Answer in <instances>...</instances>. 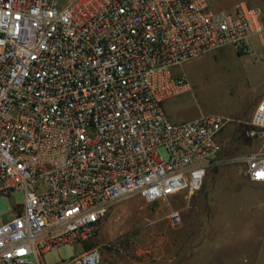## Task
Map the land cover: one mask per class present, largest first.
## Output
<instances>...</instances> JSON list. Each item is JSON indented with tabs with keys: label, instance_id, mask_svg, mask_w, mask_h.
I'll return each mask as SVG.
<instances>
[{
	"label": "built area",
	"instance_id": "1",
	"mask_svg": "<svg viewBox=\"0 0 264 264\" xmlns=\"http://www.w3.org/2000/svg\"><path fill=\"white\" fill-rule=\"evenodd\" d=\"M264 47V8L237 0H0V264H43L95 236L111 204L197 193L219 160V113L172 121V69L225 46ZM264 142V94L246 122ZM264 183V150L243 153ZM170 217L179 221L178 211ZM97 248L62 264H101Z\"/></svg>",
	"mask_w": 264,
	"mask_h": 264
},
{
	"label": "rangeland",
	"instance_id": "2",
	"mask_svg": "<svg viewBox=\"0 0 264 264\" xmlns=\"http://www.w3.org/2000/svg\"><path fill=\"white\" fill-rule=\"evenodd\" d=\"M232 1V2H231ZM237 0H208L212 9L229 8ZM264 8V0H255ZM251 52L232 46L190 59L172 69L184 74L190 88L164 102L172 121L205 113L234 118L221 135L218 162L192 195L175 193L147 202L136 193L113 202L95 234L83 244L97 248L101 264H264V183L251 181L238 159L264 150L262 140L244 130L264 94V48L250 39ZM5 209L22 194L0 198ZM178 211L179 221L170 217ZM62 245L43 255V264H62L79 253Z\"/></svg>",
	"mask_w": 264,
	"mask_h": 264
},
{
	"label": "crops",
	"instance_id": "3",
	"mask_svg": "<svg viewBox=\"0 0 264 264\" xmlns=\"http://www.w3.org/2000/svg\"><path fill=\"white\" fill-rule=\"evenodd\" d=\"M232 2V1H231ZM262 47V46H261ZM264 48V47H263ZM75 249V247L73 248V250ZM85 249H84V246L83 245H81V248H80V251H79V253H81L82 251H84ZM78 254V253H77Z\"/></svg>",
	"mask_w": 264,
	"mask_h": 264
},
{
	"label": "trees",
	"instance_id": "4",
	"mask_svg": "<svg viewBox=\"0 0 264 264\" xmlns=\"http://www.w3.org/2000/svg\"><path fill=\"white\" fill-rule=\"evenodd\" d=\"M238 54H240V55H241L242 53L238 51Z\"/></svg>",
	"mask_w": 264,
	"mask_h": 264
}]
</instances>
